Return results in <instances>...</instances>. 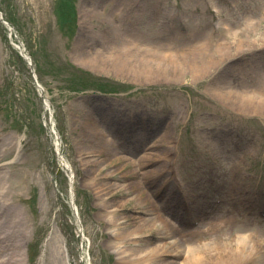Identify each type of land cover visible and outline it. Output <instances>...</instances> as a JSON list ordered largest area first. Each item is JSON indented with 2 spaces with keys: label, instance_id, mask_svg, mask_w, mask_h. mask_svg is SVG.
<instances>
[{
  "label": "rangeland",
  "instance_id": "1",
  "mask_svg": "<svg viewBox=\"0 0 264 264\" xmlns=\"http://www.w3.org/2000/svg\"><path fill=\"white\" fill-rule=\"evenodd\" d=\"M0 8L52 112L0 21V264H122L174 242L180 258L162 264H182L191 248L215 253L238 238L252 249L246 264H264V111L252 99L240 108L252 94L239 93V41L218 25L234 27L239 0H0ZM204 38L211 47L230 39L212 66L208 56L189 61ZM212 216L219 224L208 227Z\"/></svg>",
  "mask_w": 264,
  "mask_h": 264
},
{
  "label": "bare ground",
  "instance_id": "2",
  "mask_svg": "<svg viewBox=\"0 0 264 264\" xmlns=\"http://www.w3.org/2000/svg\"><path fill=\"white\" fill-rule=\"evenodd\" d=\"M215 9H217L215 10L216 12L220 11L218 8ZM184 21L192 28L199 25V22L195 17H190ZM231 24L232 23L230 22L229 24L223 22L220 23V26L226 28L230 35L235 37L236 42L239 41V65L243 66L239 77L243 76L241 77L242 79L252 80L253 82V84L250 86L239 85V93L252 94L251 98L249 95L243 97L240 108L249 111L248 105L251 103L252 99L254 110L264 111V0H239V21L234 23V27H231ZM207 39L208 38H204V40H197V42L191 47H195L199 49V51L198 53L196 51L194 56L193 54H188V57H191H189V61L195 57L197 58L198 56L204 58L208 56L209 58L211 57L210 60L212 62V66L213 62H218L219 60L215 57L217 51L219 49L221 50L223 47L227 48V45H230V39H226L221 42V44L211 47L209 44L210 40L207 41ZM105 64L107 65V63ZM85 65H87V62H85ZM89 65L95 68L99 64L97 62L91 61V64L89 63ZM122 65L124 69L131 66L128 65L127 61L125 63L123 62ZM109 67L113 68L112 65H109ZM204 69L202 70V73H204ZM218 95L220 98L228 102H231V100L236 101V99L232 96L226 97L223 92H218ZM148 174H156V172H149ZM158 175H160V172ZM218 217L212 216L211 221L207 222L206 226L209 227L219 224L216 219ZM166 223L167 227L172 226L171 223ZM135 237L137 236L134 235L133 239ZM152 238L154 237L152 236ZM155 238L157 237L155 236ZM165 245L166 244H164L162 248L159 246L151 247L148 249V252H143L144 254L141 252V254L145 255L143 258L139 257L138 260L128 258L126 261H122V264H139L142 261L143 264H153L152 261L154 262V260L156 264H162L163 261L173 259V257L180 258L181 254L178 250L179 246L177 242H174V244H172L170 247ZM201 251H205V253L201 254ZM213 251L214 249L191 248L186 252L187 256L185 257L182 264H246L248 260L244 258L249 252L252 251V249L249 250L246 247L244 240L241 239L239 241L238 238V240L235 242L227 240L221 245V248L217 252L213 253ZM124 252V250L120 251V253ZM255 255L260 256V253L256 251ZM171 264H173V260L171 261Z\"/></svg>",
  "mask_w": 264,
  "mask_h": 264
},
{
  "label": "water",
  "instance_id": "3",
  "mask_svg": "<svg viewBox=\"0 0 264 264\" xmlns=\"http://www.w3.org/2000/svg\"><path fill=\"white\" fill-rule=\"evenodd\" d=\"M0 18H1V20H2L3 22L7 23V22L4 20V18L2 17L1 14H0ZM7 24H10V23H7ZM42 95H43V98L45 99V94L43 93Z\"/></svg>",
  "mask_w": 264,
  "mask_h": 264
}]
</instances>
